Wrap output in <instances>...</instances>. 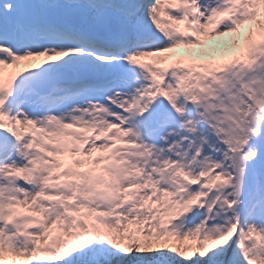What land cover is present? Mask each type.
Returning <instances> with one entry per match:
<instances>
[{"label":"snow or ice","instance_id":"6c2138e0","mask_svg":"<svg viewBox=\"0 0 264 264\" xmlns=\"http://www.w3.org/2000/svg\"><path fill=\"white\" fill-rule=\"evenodd\" d=\"M0 264H264V0H0Z\"/></svg>","mask_w":264,"mask_h":264}]
</instances>
